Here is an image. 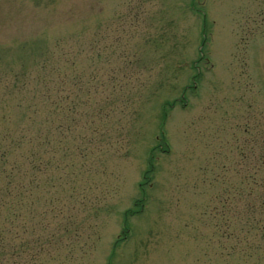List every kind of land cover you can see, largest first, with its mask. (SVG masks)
Returning a JSON list of instances; mask_svg holds the SVG:
<instances>
[{
	"label": "rangeland",
	"instance_id": "374dc122",
	"mask_svg": "<svg viewBox=\"0 0 264 264\" xmlns=\"http://www.w3.org/2000/svg\"><path fill=\"white\" fill-rule=\"evenodd\" d=\"M190 2L0 0V264H264V0Z\"/></svg>",
	"mask_w": 264,
	"mask_h": 264
},
{
	"label": "trees",
	"instance_id": "16d2710c",
	"mask_svg": "<svg viewBox=\"0 0 264 264\" xmlns=\"http://www.w3.org/2000/svg\"><path fill=\"white\" fill-rule=\"evenodd\" d=\"M57 109H58V105L56 104L55 110ZM40 140L42 141L43 139L40 138ZM7 154H8L7 150H2L0 152V175H2L5 179H7L6 186L2 188L3 196L2 198H0V206H5L6 208L13 209L14 206H23L27 203V193H26L27 189L15 190V186L11 182V177L13 176L15 169H17L18 164L13 163V166L15 167H11V164H9V166H6L5 161L7 160ZM44 164L45 163H41L40 167L42 168ZM11 185L13 187L10 191L9 189ZM2 221L5 223L11 222L8 216H4Z\"/></svg>",
	"mask_w": 264,
	"mask_h": 264
}]
</instances>
